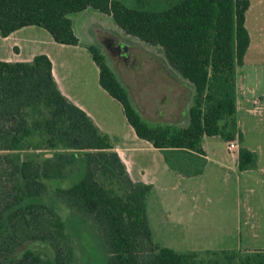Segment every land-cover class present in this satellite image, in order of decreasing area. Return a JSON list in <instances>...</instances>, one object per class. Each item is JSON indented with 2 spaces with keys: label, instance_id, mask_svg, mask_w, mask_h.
<instances>
[{
  "label": "trees",
  "instance_id": "1",
  "mask_svg": "<svg viewBox=\"0 0 264 264\" xmlns=\"http://www.w3.org/2000/svg\"><path fill=\"white\" fill-rule=\"evenodd\" d=\"M127 7L121 0H0V37L25 27L45 30L60 45L78 46L69 15L92 9L110 16L126 36L159 47L168 66L192 91L187 123L153 124L132 105L99 48L88 45L100 87L123 111L136 137L163 153L180 175L203 172L202 140L236 142L239 171L257 166L242 146L236 123V71L250 45L248 0H177L165 9ZM46 151L50 156H38ZM78 153L82 158H78ZM193 161L199 168L192 169ZM78 171L70 187L62 181ZM153 186L133 182L114 141L59 91L46 55L30 62L0 61V264H74L69 226L94 230L103 264H264V252L189 251L160 247L153 239L147 198ZM59 200L69 213L64 220ZM43 244L52 256L25 244Z\"/></svg>",
  "mask_w": 264,
  "mask_h": 264
},
{
  "label": "rangeland",
  "instance_id": "2",
  "mask_svg": "<svg viewBox=\"0 0 264 264\" xmlns=\"http://www.w3.org/2000/svg\"><path fill=\"white\" fill-rule=\"evenodd\" d=\"M121 1L127 7L135 5V0ZM175 1L143 0V7L160 10ZM248 1L250 7L245 15V27L250 32L251 43L244 66L237 68L236 79L245 76L244 85L252 90L249 98L256 99L257 104L250 103V114L239 115V120L242 146L264 151V0ZM96 14H99L97 20L103 23L96 31H92L93 26L88 29L93 19L87 13H74L69 18L74 31L87 36L91 45L100 49L140 115L153 124H171L183 119V123L186 122L193 91L168 66L161 49L126 36L114 27L112 19L97 11ZM117 45L122 47L119 55L114 50ZM124 53L128 55L127 60L120 56ZM101 108L108 115L114 114V124L123 133V140H117L116 148L133 177L153 185L147 198V215L153 239L160 247L179 253L237 249L241 252L253 249L264 252V154L259 161V169L247 172L248 175L238 170L234 173L230 166L229 169H221L209 165L196 181L180 183L177 180V184L172 183L171 167L165 164L163 154L136 138L120 105L115 103L114 109L104 105ZM204 140L214 157L228 158V143L220 137H204ZM37 155L50 156L46 151H38ZM78 158H82L81 153H78ZM191 168H199L198 161H193ZM248 176H251L250 180ZM79 177L78 171H74L65 180L46 181L49 196L44 202H50L56 188L66 189ZM186 182H191V186H185ZM180 188L186 192H177ZM53 204L64 220H69V213L61 202L54 200ZM68 233L74 248V264H103L92 228L82 223L71 224ZM26 248L52 256L50 248L43 244L28 243L22 250Z\"/></svg>",
  "mask_w": 264,
  "mask_h": 264
},
{
  "label": "crops",
  "instance_id": "3",
  "mask_svg": "<svg viewBox=\"0 0 264 264\" xmlns=\"http://www.w3.org/2000/svg\"><path fill=\"white\" fill-rule=\"evenodd\" d=\"M82 13H87V15H89L93 19L91 23L88 24V29H92L90 28L91 26L95 27L94 29H92V31L101 29V25H103V23L97 20V18H99L97 15L99 14H96V11L92 9H86L85 11H82ZM103 16L111 19L110 16L107 15H103ZM72 29L75 36L79 40L78 46H67V45L57 44L53 41L51 36L45 30L35 26L19 29L13 32L12 34H10L6 38L0 37V61L9 62V63L30 62L36 55H40V54L46 55L51 62V73L61 94L65 96L69 101H71L75 106L83 110L92 119V121L100 129L101 132L111 137V139L114 141L115 151L118 154L121 161L123 162V164L125 165L131 180L133 182H142L148 184L146 182L136 180L133 177L127 162L123 159L122 155L118 151V148H116L117 140L118 141L123 140L122 137L123 133L114 124V118H113L114 114L111 115L106 114L105 110L101 108V105H104L105 108L111 107L112 109H114L115 103L117 105L120 104L117 101H115L112 97H110L99 85L98 68L94 63L89 51L87 50V46L92 44L91 39H89L87 36L83 34L81 35V33L78 34L76 31H74L73 26ZM246 29L248 31L250 37V43H251L250 32L248 28ZM253 30L254 27H252V31ZM44 31L47 34H45ZM6 46L8 47V49H6ZM244 64L245 63L243 61V65L241 67H243ZM244 78L245 76H240L239 79H236L237 90H236L235 118H236L237 128L239 129L242 135L243 133L241 131L239 115L250 114V112H248L249 105L250 103H252V105H255V100H256V99L250 100L249 92L252 90L249 89L248 87H245ZM242 81L243 84H241ZM183 121L184 119L175 124H178L180 126H185L187 121L184 123ZM204 141L205 140L203 138L202 148L204 151V156L202 158L205 161L203 172L197 176L185 177L177 173L175 170L171 169L172 183L177 184L178 181L180 183H184V180L191 181L193 179H195L196 181V179H200V177L205 173L209 165L217 166L218 168L221 169H229L230 166V168L234 171V173H236L237 170L239 171L238 160H237V151L239 145H237L238 148L234 153H230L227 149L226 151L228 154L227 156L228 158L224 159L221 157L220 158L214 157L213 154L211 153V147H207ZM247 149L257 155L256 170H258L259 169L258 164L259 161L261 160V157L264 154V151H255L254 149H250V148ZM165 164L167 163L165 162ZM247 172L249 171H239V173L241 174L243 173V175H248ZM250 179L251 176L248 178V180ZM186 183L185 186L186 185L191 186L190 184L191 182H186ZM176 191L186 192L184 188L177 189ZM228 251L241 252L238 249L228 250ZM247 252H261V251L253 249V250H248Z\"/></svg>",
  "mask_w": 264,
  "mask_h": 264
},
{
  "label": "built area",
  "instance_id": "4",
  "mask_svg": "<svg viewBox=\"0 0 264 264\" xmlns=\"http://www.w3.org/2000/svg\"><path fill=\"white\" fill-rule=\"evenodd\" d=\"M256 103V102H255ZM257 104V103H256ZM237 143L236 142H229L228 143V146H227V149L230 153H234L237 149Z\"/></svg>",
  "mask_w": 264,
  "mask_h": 264
},
{
  "label": "flooded vegetation",
  "instance_id": "5",
  "mask_svg": "<svg viewBox=\"0 0 264 264\" xmlns=\"http://www.w3.org/2000/svg\"><path fill=\"white\" fill-rule=\"evenodd\" d=\"M115 52L118 53V55L122 52V47L121 45H117L115 48H114ZM124 58V60H127L128 59V55L127 53H124V55H120Z\"/></svg>",
  "mask_w": 264,
  "mask_h": 264
},
{
  "label": "water",
  "instance_id": "6",
  "mask_svg": "<svg viewBox=\"0 0 264 264\" xmlns=\"http://www.w3.org/2000/svg\"><path fill=\"white\" fill-rule=\"evenodd\" d=\"M78 156V155H77Z\"/></svg>",
  "mask_w": 264,
  "mask_h": 264
}]
</instances>
